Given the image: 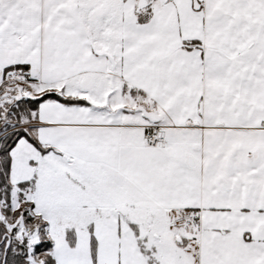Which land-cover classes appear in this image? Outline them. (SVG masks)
I'll return each instance as SVG.
<instances>
[{
	"label": "snow or ice",
	"instance_id": "snow-or-ice-1",
	"mask_svg": "<svg viewBox=\"0 0 264 264\" xmlns=\"http://www.w3.org/2000/svg\"><path fill=\"white\" fill-rule=\"evenodd\" d=\"M0 264H264V0H0Z\"/></svg>",
	"mask_w": 264,
	"mask_h": 264
}]
</instances>
